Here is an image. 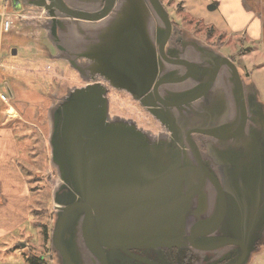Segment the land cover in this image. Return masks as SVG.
<instances>
[{"label": "water", "instance_id": "obj_1", "mask_svg": "<svg viewBox=\"0 0 264 264\" xmlns=\"http://www.w3.org/2000/svg\"><path fill=\"white\" fill-rule=\"evenodd\" d=\"M114 1L15 0L44 10L54 58L85 82L48 111L57 264L188 246L227 250L206 264H249L264 241V105L211 46L185 33L180 50L165 46L172 25L160 0H117L109 15ZM85 29L103 34L94 43ZM108 87L160 131L111 115Z\"/></svg>", "mask_w": 264, "mask_h": 264}, {"label": "rangeland", "instance_id": "obj_2", "mask_svg": "<svg viewBox=\"0 0 264 264\" xmlns=\"http://www.w3.org/2000/svg\"><path fill=\"white\" fill-rule=\"evenodd\" d=\"M160 2L167 11L170 21L175 23L177 28L203 44L215 46L217 52L232 60L238 68L245 87H251L250 89L256 93L257 99L264 105V38L251 41L246 33L244 36L242 33H234L232 26L226 22L224 16L217 10L216 3L212 0H160ZM4 5V0H0V10L14 11L20 16L13 21L10 30L4 32L2 37L0 36V40L2 39L0 60L5 66L3 69L0 68V90L5 87L2 71L6 73L14 69L16 72L22 69L24 73H27L24 76H28L29 85L27 86L33 89V93L29 91L33 95V99L38 102L41 98L39 96L44 95L41 98L42 104L46 106L50 104V107L68 89L83 86L85 82L81 81L66 62L54 58L56 50L48 40L47 16L44 10L16 5L15 0L6 2L8 7H13L11 10L5 9ZM211 5H215V9H209ZM259 7L258 11L261 13L264 28V6L260 5ZM262 34L264 35V29ZM13 49L15 54L11 53ZM15 62L23 64L17 65ZM37 92H39V96ZM38 97L39 99H37ZM107 99L111 115L131 118L140 127L151 133L160 131L158 122L126 92L108 87ZM46 124L49 125V122ZM45 131L44 139L47 144L48 156L45 155V147L41 146V137L35 135L34 154H36L33 157L34 174L31 179L33 181L34 208H37L34 210L33 220L46 227L48 239L45 240L42 237L43 234L38 226L36 228L33 225L30 232L35 245L39 248L40 257L44 258L43 262L57 264L50 248L49 238L54 219L52 194L59 180L55 169L49 163L48 136L50 128ZM41 239H43L42 243ZM249 264H264V241L259 250L253 253Z\"/></svg>", "mask_w": 264, "mask_h": 264}, {"label": "crops", "instance_id": "obj_3", "mask_svg": "<svg viewBox=\"0 0 264 264\" xmlns=\"http://www.w3.org/2000/svg\"><path fill=\"white\" fill-rule=\"evenodd\" d=\"M212 1L234 33H242L243 36L246 33L251 41L264 38L263 19L258 11L260 5L264 6V0ZM0 34L2 37L5 33L0 31ZM2 73L5 87L0 93H7L10 103L0 100V264H34L35 258L44 261L30 232L33 225L40 227L41 232L43 228L33 220L34 210H37L34 208L31 179L36 154L34 140L35 135L41 137V146L45 147V155L48 156L44 131L49 128L46 123L50 104L49 107L42 104L44 95L39 96V92L40 101L33 99L29 93L33 89L27 86L29 79L22 69ZM42 237L48 239L44 235ZM19 243H25V246Z\"/></svg>", "mask_w": 264, "mask_h": 264}, {"label": "flooded vegetation", "instance_id": "obj_4", "mask_svg": "<svg viewBox=\"0 0 264 264\" xmlns=\"http://www.w3.org/2000/svg\"><path fill=\"white\" fill-rule=\"evenodd\" d=\"M247 2L249 1L247 0ZM116 3L117 0H115L112 7L108 9L109 10L108 13H110L109 15H111L114 12L115 6L117 5ZM247 4L249 5V3ZM90 8L92 10L93 6H90ZM103 9L104 8H101L100 11H102ZM89 12H93V11H89ZM83 22L86 23L84 24V26H90L89 23H91V27H93L95 24V22H89V21L88 22L83 21ZM171 25H172V32L170 33L165 46L171 50H180L182 33H185V31L177 28V25L172 21H171ZM78 28L79 30L82 29V27H78ZM85 30H87V34L89 35L90 41L94 43L96 40V36L100 38L101 35L103 34V32H98V33L95 32L94 29H85ZM107 34L105 36H107ZM77 36L79 38L82 37L81 35H77ZM214 47L215 46H212V48ZM62 61L66 62V60H62ZM75 73L77 74V76L79 75L76 71ZM226 252L227 250L222 251V249H219L217 253L215 251L212 252L200 251L191 246L183 247V248L133 249L128 251L127 254H123V256L117 262L118 264H206L210 261L216 260L224 256Z\"/></svg>", "mask_w": 264, "mask_h": 264}, {"label": "built area", "instance_id": "obj_5", "mask_svg": "<svg viewBox=\"0 0 264 264\" xmlns=\"http://www.w3.org/2000/svg\"><path fill=\"white\" fill-rule=\"evenodd\" d=\"M4 2H5V5H4L5 9L11 10L13 8V7H8L6 5L7 0H4ZM19 16H20L19 13L14 12V11L13 12H6L3 9L0 10V31L2 33L8 32L11 28L13 21L15 19L17 20ZM0 68H2V69L5 68V66L3 65L1 60H0ZM0 100L4 103H7V104L9 102L7 94H4V93H0Z\"/></svg>", "mask_w": 264, "mask_h": 264}, {"label": "trees", "instance_id": "obj_6", "mask_svg": "<svg viewBox=\"0 0 264 264\" xmlns=\"http://www.w3.org/2000/svg\"><path fill=\"white\" fill-rule=\"evenodd\" d=\"M42 232H43L44 237L47 238V229H46L45 226H43ZM34 264H46V263L45 262H41L40 260H38L37 258H35Z\"/></svg>", "mask_w": 264, "mask_h": 264}]
</instances>
